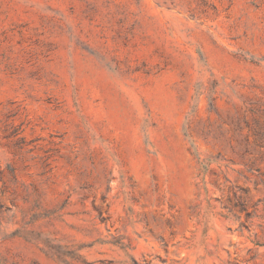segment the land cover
<instances>
[{
	"label": "rangeland",
	"instance_id": "rangeland-1",
	"mask_svg": "<svg viewBox=\"0 0 264 264\" xmlns=\"http://www.w3.org/2000/svg\"><path fill=\"white\" fill-rule=\"evenodd\" d=\"M0 264H264V0H0Z\"/></svg>",
	"mask_w": 264,
	"mask_h": 264
}]
</instances>
